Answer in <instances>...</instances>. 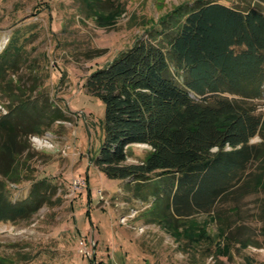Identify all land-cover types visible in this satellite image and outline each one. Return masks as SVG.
I'll return each instance as SVG.
<instances>
[{
  "label": "rangeland",
  "instance_id": "rangeland-1",
  "mask_svg": "<svg viewBox=\"0 0 264 264\" xmlns=\"http://www.w3.org/2000/svg\"><path fill=\"white\" fill-rule=\"evenodd\" d=\"M194 1L0 0V54L13 37L26 49L19 72L6 79L14 95L3 92L0 109L43 104L65 114L24 138L23 169L19 183L8 181L10 194L24 199L44 179L57 190L31 217L0 222V264H264V188L221 199L220 218L196 212L168 227L151 220L155 173L136 189L94 164L105 108L87 92L86 78ZM221 1L264 12V0ZM253 101L264 115V97ZM129 149L127 163H136L151 148Z\"/></svg>",
  "mask_w": 264,
  "mask_h": 264
},
{
  "label": "trees",
  "instance_id": "trees-1",
  "mask_svg": "<svg viewBox=\"0 0 264 264\" xmlns=\"http://www.w3.org/2000/svg\"><path fill=\"white\" fill-rule=\"evenodd\" d=\"M176 12L85 84L105 108L94 164L136 189L155 173L160 191L151 220L168 227L196 212L220 218L221 199L264 188V115L253 101L264 97V12L221 0H196ZM25 52L13 37L0 54V96L13 94L6 79L19 72ZM31 106L0 109V222L29 218L56 195L47 179L34 182L24 199L9 192L8 181L19 183L26 137L65 119L64 111ZM135 144L151 149L127 163Z\"/></svg>",
  "mask_w": 264,
  "mask_h": 264
},
{
  "label": "built area",
  "instance_id": "built-area-1",
  "mask_svg": "<svg viewBox=\"0 0 264 264\" xmlns=\"http://www.w3.org/2000/svg\"><path fill=\"white\" fill-rule=\"evenodd\" d=\"M88 253V251H86Z\"/></svg>",
  "mask_w": 264,
  "mask_h": 264
}]
</instances>
